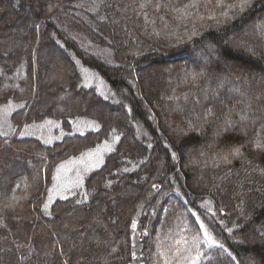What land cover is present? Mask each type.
Masks as SVG:
<instances>
[{
	"label": "trees",
	"instance_id": "1",
	"mask_svg": "<svg viewBox=\"0 0 264 264\" xmlns=\"http://www.w3.org/2000/svg\"><path fill=\"white\" fill-rule=\"evenodd\" d=\"M242 2L0 0V106L24 103L0 133V264H153L185 223L227 249L195 264H264V0ZM46 118L100 127L19 135ZM103 142L89 199L45 214L58 166Z\"/></svg>",
	"mask_w": 264,
	"mask_h": 264
},
{
	"label": "rangeland",
	"instance_id": "2",
	"mask_svg": "<svg viewBox=\"0 0 264 264\" xmlns=\"http://www.w3.org/2000/svg\"><path fill=\"white\" fill-rule=\"evenodd\" d=\"M80 66L83 70L84 80L87 79L86 83H96L103 92L107 91V86L101 77L85 66L81 64ZM23 105V102L10 101L0 106L1 134L10 135L14 132L13 114ZM99 127V123L94 119H79L75 121L72 131H69L64 128L61 121L46 118L40 122L25 125L19 135L36 137L47 144H52L67 135L84 133L88 130H96ZM110 150L109 143L103 142L77 157L62 162L55 171L53 184L43 205L44 213H50L52 204L58 199L73 198L77 202L88 200L91 190L87 189L86 180L94 170L104 163ZM46 205L47 207H45ZM136 226L138 229V223H136ZM205 229L209 233L208 237L204 236V229H199V233H196L189 228L188 223H185L180 237L176 240L178 246L175 249L173 259L168 258L169 255L164 253L163 245L161 246L157 242L155 254L159 257V261L157 263L153 261V264H195L198 260V253H202L201 245L211 246L212 240L216 242L213 233L207 227ZM176 254L177 256H175Z\"/></svg>",
	"mask_w": 264,
	"mask_h": 264
},
{
	"label": "snow or ice",
	"instance_id": "3",
	"mask_svg": "<svg viewBox=\"0 0 264 264\" xmlns=\"http://www.w3.org/2000/svg\"><path fill=\"white\" fill-rule=\"evenodd\" d=\"M247 5H248V0H243V2H242V4H241V7H245V6H247ZM257 147H264V144H260V143H258V144H257ZM237 154H239V149H236L235 152L233 153V155H237ZM225 159H227V158L225 157ZM45 207H47V205H46ZM134 226H135V225H134ZM199 227H200V229H204V236L208 237V236H209V233H208L207 230L205 229V225H204L203 223H201V224L199 225ZM229 231H231V230H229ZM211 246L219 247V248L223 249V245H217L216 242H215L214 240H212V242H211ZM223 250H224L225 252H227V249H223ZM200 255H203V253H198L197 259H199V256H200Z\"/></svg>",
	"mask_w": 264,
	"mask_h": 264
},
{
	"label": "water",
	"instance_id": "4",
	"mask_svg": "<svg viewBox=\"0 0 264 264\" xmlns=\"http://www.w3.org/2000/svg\"><path fill=\"white\" fill-rule=\"evenodd\" d=\"M141 264H145V262H142Z\"/></svg>",
	"mask_w": 264,
	"mask_h": 264
}]
</instances>
